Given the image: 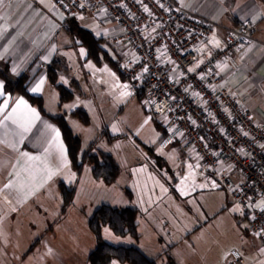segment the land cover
<instances>
[{
  "label": "rangeland",
  "instance_id": "obj_1",
  "mask_svg": "<svg viewBox=\"0 0 264 264\" xmlns=\"http://www.w3.org/2000/svg\"><path fill=\"white\" fill-rule=\"evenodd\" d=\"M30 1L39 10L38 19L45 16L46 19H58L60 14L51 0ZM75 20L78 26L97 37H105L116 30L112 21L94 15L80 16ZM72 26L70 23L69 27ZM67 28V23L63 22L55 33V40L60 46L66 43L70 46L66 64L70 74L76 77V84L67 80L70 74L62 81L74 93L71 108H83L90 117L89 123L85 124L75 116L74 123L77 124L73 125V130L80 134L81 151L82 144L90 142L88 149L94 143L91 152L111 154L119 165V174L111 184L96 180L91 164L85 162L83 177L87 173L93 185L84 181V187L77 194L74 187V197L64 212L61 211L62 200L59 211L63 215L54 216L48 211L38 222L35 216V226L42 223L38 225L39 230L37 226L36 234L45 232L42 226H48L47 222L53 228L48 241L55 257L51 258L38 247L29 264H88V256L96 246V237L88 219L102 204L138 209L140 238L115 235L106 225L102 228V237L110 244L138 245L152 254L156 249L161 252V247L166 244L178 243L173 256L179 264H227L231 251H236L249 264H263L264 251L261 249H264V244L251 234L246 215L231 200L228 192L215 181H198L192 160L179 145L159 147L161 129L143 102L130 95L127 80L113 64L119 59L115 47L106 40L102 41L104 52H100V61H95L87 57V49L78 33L75 30L70 33ZM123 92L128 94L122 95ZM147 148H153V152ZM50 203L54 202L51 200ZM20 217L24 218V215ZM105 228L120 240L111 239L104 232ZM163 258L166 259V255ZM112 261L126 264L115 259Z\"/></svg>",
  "mask_w": 264,
  "mask_h": 264
},
{
  "label": "built area",
  "instance_id": "obj_2",
  "mask_svg": "<svg viewBox=\"0 0 264 264\" xmlns=\"http://www.w3.org/2000/svg\"><path fill=\"white\" fill-rule=\"evenodd\" d=\"M51 2L65 19L94 15L115 24L104 39L118 53L130 95L160 122L159 147L178 144L195 178L225 189L264 244V120L218 71L223 63L235 65L234 51L254 40L257 25L244 21L204 56L200 47L216 36V24L177 0ZM228 264L249 263L231 251Z\"/></svg>",
  "mask_w": 264,
  "mask_h": 264
},
{
  "label": "crops",
  "instance_id": "obj_3",
  "mask_svg": "<svg viewBox=\"0 0 264 264\" xmlns=\"http://www.w3.org/2000/svg\"><path fill=\"white\" fill-rule=\"evenodd\" d=\"M177 1L184 7L211 18L216 24V36L200 47L204 56L208 55L211 49L219 46L220 39L229 30L238 28L244 21L251 20L257 25L258 31L254 40L247 47L234 51L235 65L223 63L218 71L225 85L235 90L255 114L264 120L262 109V106L264 107V1ZM35 6L30 0L0 2V60L11 65L15 76L26 73L30 92L43 97L46 112L53 116L63 115L73 130V125L77 123H74L76 117L72 112L79 108H71L74 93L62 81L70 74L66 58L71 49L67 43L60 46L55 40V33L63 22L65 23V18L60 14L58 16L60 21L54 17L46 19V16L40 20L37 16L39 10ZM213 40L219 41V44L213 43ZM56 58L61 62L59 83L73 93L72 100L63 106L58 105V92L50 87L45 71V66ZM41 80L43 84L39 92L31 91ZM67 80L76 84V77L73 74H70ZM0 84L3 85L1 78ZM21 98L30 108L36 110L38 119H28L19 114L12 118L17 120L16 123H13L12 119H5L15 107L16 101ZM5 101L8 107L0 111V264L4 262L29 264L35 258L38 247H41L45 254H50L51 258L55 257L52 256L54 252L48 241V235L53 228L47 222L48 226H42L45 232L36 234L37 226H41L42 223L39 222L35 226V216L38 217V222L41 215H45L48 211L54 216L63 215L59 211L62 204L61 183L75 187L77 194L84 187V181L90 182L89 185H93V182L90 181L87 173L83 177L85 169L77 175L72 168L67 147L53 121L42 116L25 97L5 94L2 87L0 106ZM82 110L87 112L83 108ZM53 129L60 133L58 140L55 139L56 133ZM73 131L80 137L79 133ZM88 143L82 144L83 152L87 150ZM24 153L38 159L29 160L28 156L23 155ZM51 200L54 203H50ZM22 215L24 218L20 217ZM34 242L36 245L29 251ZM164 247H161V252L156 249L152 254L150 250L144 251L142 246L137 248L148 258L154 259L157 264H166L170 258L179 264L178 259L173 256L178 243L166 244ZM164 255L166 259L163 258ZM262 257L264 258V255Z\"/></svg>",
  "mask_w": 264,
  "mask_h": 264
},
{
  "label": "trees",
  "instance_id": "obj_4",
  "mask_svg": "<svg viewBox=\"0 0 264 264\" xmlns=\"http://www.w3.org/2000/svg\"><path fill=\"white\" fill-rule=\"evenodd\" d=\"M65 22L68 25V32L73 33L75 30L80 36L81 43L87 49V57L100 61V52H104L101 47V42L105 40L104 37H97L91 31L78 26L75 19H65ZM70 23L73 25L72 28L69 27ZM104 55L106 56L107 54L104 53ZM113 64L117 68V62H113ZM60 68L61 62L57 58L45 66L48 82L58 92L59 106L73 96L72 91L58 81ZM0 78L3 81L5 94L25 97L31 105L38 109L42 116L54 122L61 133L67 147L70 163L77 175H80L82 172L85 162H89L91 164L92 175L96 180L102 179L109 184L116 180L119 174V165L115 158L111 154L91 152L94 143H91L92 146L85 152H82L81 138L74 133L66 118L63 115L53 116L48 114L43 97L30 92L28 75L26 73L15 76L12 73L11 65L8 62L0 60ZM138 98L140 99V97ZM72 114L85 124L90 121L88 113L82 109L76 110ZM151 118L157 123V127L161 129L162 138L164 131L161 128L160 122L152 114ZM173 145L178 144L174 143ZM147 149L150 153L153 152V148ZM60 191L63 200L61 211L64 212L66 206L72 202L75 189L61 183ZM137 216L138 209L130 206L102 204L96 208L88 219V225L96 237V246L88 256V264H109L113 259L126 264H157L154 259L148 258L136 246L113 245L106 242L102 237V228L107 225L115 235H131L138 240L140 233L138 231ZM36 242L38 241L36 240ZM36 242L30 246L29 251L36 245ZM166 264H176V262L170 258Z\"/></svg>",
  "mask_w": 264,
  "mask_h": 264
},
{
  "label": "snow or ice",
  "instance_id": "obj_5",
  "mask_svg": "<svg viewBox=\"0 0 264 264\" xmlns=\"http://www.w3.org/2000/svg\"><path fill=\"white\" fill-rule=\"evenodd\" d=\"M0 2H2V0H0ZM213 43H215V44H219V41H215V40H213L212 41ZM83 49H81V54H83ZM145 70H147V69H145ZM192 69H189V71H191ZM43 84V80H41L33 89H31V91H33V92H39V90H40V88H41V85ZM3 87V85L2 84H0V88H2ZM120 87H122V88H127L128 87V85H120ZM122 95H127L128 93H126V92H123V93H121ZM8 107V104H7V101H5V103L2 105V106H0V111H3L4 110V108H7ZM17 114H19L20 116H22V117H25V118H28V119H38V116L36 115V110L35 109H32V108H30L28 105H27V103L21 98V99H18L17 101H16V105H15V107L12 109V111L7 115V116H5V119H12L13 118V116H15V115H17ZM12 122L13 123H16L17 122V120L16 119H12ZM145 123H147V121H145ZM21 127H23V125H21ZM25 130H27V129H25ZM53 131L56 133V135H55V139H57L58 140V138H59V135H60V133L58 132V131H56L55 129H53ZM61 148H62V145H61ZM23 155H25V156H28V154L27 153H24ZM28 159L29 160H36V159H38V157H33V156H28ZM189 167H191V166H189ZM54 174V173H53ZM50 178V177H49ZM185 180L187 179V177H185L184 178ZM182 183H183V181H182ZM200 187H204V185H199ZM6 187H7V185H6ZM104 232L111 238V239H113V240H116V241H119L120 240V237H118V236H113L112 235V233L110 232V230L108 229V228H105L104 229ZM261 251H264V249H261ZM112 264H116V261H112Z\"/></svg>",
  "mask_w": 264,
  "mask_h": 264
}]
</instances>
